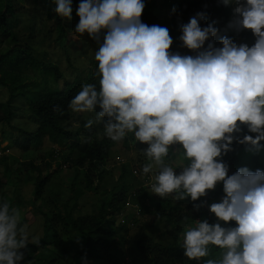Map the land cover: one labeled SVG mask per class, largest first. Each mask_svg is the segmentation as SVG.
<instances>
[{"label":"clouds","instance_id":"9594fccd","mask_svg":"<svg viewBox=\"0 0 264 264\" xmlns=\"http://www.w3.org/2000/svg\"><path fill=\"white\" fill-rule=\"evenodd\" d=\"M54 2L57 15L71 19V0ZM222 2L236 3L228 27L250 30L256 38L253 46L220 36L222 47L209 42L205 48L219 30L201 28L205 16L197 13L181 26L180 36L182 46L196 55L173 53L169 30L141 21L143 0H81L75 32L97 41L106 34L95 53L99 87L82 85L69 108L75 113L95 111V122L105 121L104 133L113 142L132 133L147 145L144 154L151 163L142 172L158 169L152 194L197 201L223 183L225 196L210 205V212L236 226L197 221L184 233L185 257L201 260L214 246L219 258L204 264H264V171L242 167L229 176L221 159L234 151V141L259 151L264 140V0ZM93 123L89 119L85 127ZM242 126L255 137L237 136ZM173 145L180 146L187 161L179 166V175L177 167L165 163ZM29 243L39 241H30L21 211L0 202V264H21Z\"/></svg>","mask_w":264,"mask_h":264},{"label":"trees","instance_id":"16d2710c","mask_svg":"<svg viewBox=\"0 0 264 264\" xmlns=\"http://www.w3.org/2000/svg\"><path fill=\"white\" fill-rule=\"evenodd\" d=\"M80 2L81 0H71V19L57 15L55 12L57 5L54 0H36L35 6L44 7L47 19L54 22V28L65 33L66 30H71L72 23L79 21L76 13ZM143 3L145 7L141 21L148 26L166 27L173 40L170 48L173 53L184 55L174 47V44L179 38L181 26L187 24L197 13H203L205 16V19L199 21L201 28L212 25L219 30L217 37L227 36L231 40L239 38L238 33L228 27L232 21L230 7L229 5L225 6L222 0H174L171 4V11L164 16L154 15L158 6L157 0H143ZM25 13L24 0H0V45L8 39L13 43L12 50L0 51V85L10 91L9 99L0 103V124L24 137L19 146L25 152L38 150L46 140L62 148L68 147L67 162L75 174L72 191L76 190V183H78L80 175H83L86 191L98 194L100 185L96 182L106 179L105 164L116 142L106 137L104 120H101L96 126L92 125L91 128L85 127L87 121L84 120L77 129H71L69 122V118L77 114H72L69 103L81 90L82 85L93 84L92 71L84 78L78 77L72 83H66L62 90L44 91L38 89L39 84L35 85L28 77L30 69L36 72L38 70L51 71L58 82L61 80L62 74L57 66L35 58L29 42L21 43L18 39L16 29L19 17ZM207 44L208 42H205V48ZM20 98L24 100L35 122L37 121V128L32 132L15 127L14 121L17 118V113L14 103ZM58 106L60 111L55 110ZM245 134L253 137L256 135L249 133L244 126H242L241 133L236 135L242 138ZM16 141L19 142V138ZM260 145L261 148L257 151L251 145H241L234 141L232 144L234 151L227 153L221 159L228 164L229 169L234 170V173L239 166L242 167L243 163L248 162V167L253 168L259 163L264 152V140L260 141ZM141 148L145 150L147 145L142 144ZM54 154L55 151L50 152L49 155L55 159ZM165 159L172 160L171 157ZM0 163L4 166V174L8 178L15 179L18 183L25 181L34 184V201L43 200L46 186L53 179L52 175L44 174L43 169L37 166L33 160L21 162L15 157L3 156ZM184 163L187 161L184 160ZM12 164H17L18 167L13 170ZM50 164L48 162L47 165L50 166ZM129 169L128 165L123 164L120 179L124 183L117 193L113 191L109 198L102 200L98 215L75 218L73 212L77 208L78 200L72 207L65 204L60 208L57 205L55 206L57 212L44 213L46 219L44 235L38 239V244L29 243L28 247L24 249V262L27 264L67 263L70 255L75 251L76 244L84 239L85 244L77 255L81 264L84 262L123 264L128 259L124 252L126 240L121 234L122 228L117 227L115 222L118 216L126 211V203L131 198L133 202L140 205L143 214H154L166 218L177 238L184 235L188 228L195 227L197 221L206 220L209 224H215V220H212L215 215L209 212L207 207L209 208L212 203H216L225 196L222 182L197 201H192L190 197L186 198L187 205L183 209L174 206L170 198L155 201L150 195L149 189L140 182H138L140 186L136 187L129 184V177L131 175L135 177V170L131 172ZM23 174L26 175L25 180L22 178ZM228 175L231 176L229 173ZM80 191H82L80 194H83L84 190ZM12 201L13 199L3 196L0 202H7L10 207H13ZM145 201L149 204H146ZM128 216L126 214V217ZM131 221L134 225H138L139 219L132 218ZM22 223H24L23 220ZM221 226L235 227L236 225L233 221L228 224L221 222ZM137 246L139 256L145 260L146 264H204L207 259H215L220 256V250L210 246L208 257L201 260H189L184 256V249L180 244L165 246L155 243L147 235H142L138 239Z\"/></svg>","mask_w":264,"mask_h":264},{"label":"rangeland","instance_id":"374dc122","mask_svg":"<svg viewBox=\"0 0 264 264\" xmlns=\"http://www.w3.org/2000/svg\"><path fill=\"white\" fill-rule=\"evenodd\" d=\"M26 13L19 17L18 27L16 29L18 39L22 42H29L33 55L38 60L57 66L62 74L61 80L58 82L55 80V75L51 71L34 70L28 71V77L30 81L38 85V89L44 91H59L62 90L66 83H72L78 77H86L90 71H92L94 80L93 84L99 87V77L97 75L98 62L95 60V53L99 48V45L106 33H101L100 40H93L85 33L80 36L75 32V27L79 21L72 23L70 31L66 30L65 33L57 31L54 28V22L47 19L46 11L44 7H37L36 0H24ZM174 0H157L158 6L154 11L155 16H164L171 11V4ZM41 6L42 3H41ZM231 19L235 18L234 9L237 6L235 2L229 4ZM237 32V31H236ZM238 39H234L235 43L247 44L249 47L255 43V36L250 30H241L237 32ZM179 38L176 40L174 47L182 51L184 55H196L193 51H187V48L182 46L179 33ZM214 42L215 47H222L219 37L212 38L206 43ZM13 49V43L10 39L3 42L0 45V51L5 52ZM16 49V47H15ZM37 89V86H36ZM10 91L0 85V103H4L9 99ZM16 107L17 118L14 121L15 127L27 131H34L37 128V121L33 118L32 114L28 110L24 100L22 98L17 99L14 103ZM99 109H97L98 111ZM72 114H75L73 112ZM89 119L94 121L93 125H97L96 112L77 113L69 118L70 128L77 129L81 126V122ZM0 124V151L2 156H8L9 158H17L22 162H28L33 160L34 163L43 169L44 174H50L53 176L52 181L46 186L43 200L34 201V184L18 183L15 179H10L4 174V166L0 163V201L3 196L8 199H13L12 206L18 208L21 211V220L28 225V232L30 241L35 238L40 239L44 235V225L46 219L44 213L50 211L57 212L55 206L60 208L67 204L72 207L77 201V208L75 209L74 217L79 218L86 215H98L100 210V204L103 199L109 198L111 193H117L124 181L120 179V171L123 164L129 166V170H137L138 174L131 175L129 177V184L133 186H140L138 182L145 185L147 182L152 184L155 182L154 177L158 169L154 166L153 171L144 174L142 168L146 163H151L144 154V150L141 148L142 144L134 139V134L128 133L126 137L116 142V145L105 164V171L107 173L106 179L101 182H96L100 185V191L98 194L94 192H88L85 189V183L83 182V175H80L78 183H76V190H73L72 184L74 179V170L70 169L69 162H67V156H69L68 147H59L46 140L43 145L35 151L25 152V150L19 146V143L23 142L24 137L17 135L16 132ZM19 138V142L16 141ZM18 142V143H17ZM55 151L53 159L49 154ZM168 157L172 160L165 159V163L177 167L174 169L177 175L182 171L179 166L184 164L182 156V150L179 145H173L169 150ZM50 162V166H48ZM47 163V164H46ZM18 165H11V168L15 170ZM242 167L248 168L250 171L256 170L264 171V152L259 160V163L255 167H248V162L243 163ZM241 167V168H242ZM240 168V166H239ZM238 168V169H239ZM228 173L233 175L234 170L229 169ZM110 174V175H108ZM26 175L23 174L25 180ZM138 188V187H137ZM84 190L83 194H80ZM151 189V188H150ZM149 189L150 195L155 201H160L165 198H170L173 205L178 208L185 209L186 200L174 199L175 194H170L161 198L158 195L152 194ZM74 202H73V200ZM220 198L216 203L222 202ZM146 202V201H145ZM146 204H149L146 202ZM154 210V209H152ZM210 212V207H207ZM64 211V210H63ZM129 216L127 219L122 218L120 215L116 219V226L121 227V234L126 240L124 252L127 254V258L133 260L137 264H146L145 260L141 259L138 252L137 241L142 235L149 236L155 243L165 246L171 244L182 245L183 236L178 238L175 236L172 227L167 222L166 218L157 216L154 214H141L138 218V225L133 227L129 223L132 218V211L126 212ZM215 223H221L217 218L212 217ZM60 235H62L60 233ZM85 242L84 239L80 240L76 246L73 254L70 255L67 263L62 264H81L77 257L78 251L83 248ZM21 264H27L24 261ZM82 264H92L91 262H84Z\"/></svg>","mask_w":264,"mask_h":264},{"label":"built area","instance_id":"2783aa9c","mask_svg":"<svg viewBox=\"0 0 264 264\" xmlns=\"http://www.w3.org/2000/svg\"><path fill=\"white\" fill-rule=\"evenodd\" d=\"M2 151V150H1ZM0 151V159L4 156H2V153ZM134 174L137 175L138 174V171H134ZM151 185L152 183L151 182H147L144 186L146 188H151ZM135 197V196H134ZM131 210L132 211V215H133V219H138L140 216H141V208H140V205L138 203H135L133 202V199L131 198L127 203H126V211L122 212L120 214V216L124 219H127L126 217V212ZM129 223H131L130 225L133 227L134 226V223L133 221H130ZM123 264H135L132 260L130 259H127Z\"/></svg>","mask_w":264,"mask_h":264}]
</instances>
